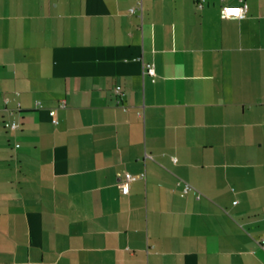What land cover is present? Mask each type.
<instances>
[{
    "label": "crops",
    "instance_id": "obj_1",
    "mask_svg": "<svg viewBox=\"0 0 264 264\" xmlns=\"http://www.w3.org/2000/svg\"><path fill=\"white\" fill-rule=\"evenodd\" d=\"M244 1L0 0V264H264V0Z\"/></svg>",
    "mask_w": 264,
    "mask_h": 264
},
{
    "label": "built area",
    "instance_id": "obj_2",
    "mask_svg": "<svg viewBox=\"0 0 264 264\" xmlns=\"http://www.w3.org/2000/svg\"><path fill=\"white\" fill-rule=\"evenodd\" d=\"M134 1L136 3V6H138L140 8L141 7V3H142L143 0H134ZM129 11L133 12L134 8L133 7L129 8ZM246 13H247V4H246V2L244 0H239V3L236 4V5H224V6H222L221 11H220L221 16L225 17V18L234 17V18L240 19V18L245 17ZM144 69H145V73L149 74L150 76L154 75V68H153L152 64H150V63L145 64L144 65ZM114 91H115V93L117 95H120L121 94L120 86H116ZM63 105H64V103L61 102L60 106H63ZM49 114L51 116H53L54 115V110L53 109L49 110ZM52 122L56 123V119L52 118ZM3 126H4V128H7V129H17L19 127V122H16V121H4L3 122ZM140 176L142 177L143 174H141ZM134 178L135 177L130 175L129 173H125L124 174V182H122L121 184H125V182L133 180ZM191 189H192V186L190 184H188L186 182L182 183V187H181V193L182 194L188 192ZM233 203H235V201ZM258 243L261 246H263L264 245V237H261L258 240ZM24 264H33V263L25 262ZM37 264H41V263H37Z\"/></svg>",
    "mask_w": 264,
    "mask_h": 264
}]
</instances>
